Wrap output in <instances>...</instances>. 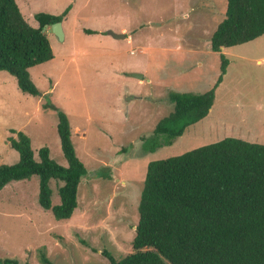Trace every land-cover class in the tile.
<instances>
[{
  "label": "rangeland",
  "instance_id": "obj_1",
  "mask_svg": "<svg viewBox=\"0 0 264 264\" xmlns=\"http://www.w3.org/2000/svg\"><path fill=\"white\" fill-rule=\"evenodd\" d=\"M26 20L61 15L65 38L49 27L54 59L29 70L40 91L24 93L17 78L0 72V166L20 159L12 130L32 142L36 160L47 147L67 168L58 134V111L67 114L72 140L88 174L79 206L58 220L39 202L40 179L13 181L0 191V259L19 264H110L133 252L139 203L150 162L239 138L264 144V35L246 44L211 49L226 17L227 0H16ZM94 31L93 34L85 30ZM125 34L115 39L109 32ZM229 61L210 114L171 146L146 152L144 138L174 109L172 91L202 94ZM144 75L142 80L132 77ZM51 181L52 204L61 203Z\"/></svg>",
  "mask_w": 264,
  "mask_h": 264
},
{
  "label": "trees",
  "instance_id": "obj_2",
  "mask_svg": "<svg viewBox=\"0 0 264 264\" xmlns=\"http://www.w3.org/2000/svg\"><path fill=\"white\" fill-rule=\"evenodd\" d=\"M71 8L61 15L38 13V27H33L16 0H0V72L15 76L24 93L40 94L29 70L54 59L43 28L63 22ZM263 35L264 0H227L226 17L211 36V49L221 52ZM221 60V75L210 90L169 94L174 109L144 138L146 152L171 146L210 114L229 66L225 55ZM58 118L68 167L55 162L47 147L39 150L40 160H36L29 136L12 130L16 137L9 141L20 159L0 166V191L13 181L38 176L40 205L58 220H70L88 171L77 155L67 114L58 111ZM156 161L147 167L133 252L117 260L104 250L102 255L110 264H264V144L228 137ZM53 180L63 183L58 189L61 203L56 206L52 204ZM42 262L50 264L45 254ZM0 264L19 263L6 258Z\"/></svg>",
  "mask_w": 264,
  "mask_h": 264
},
{
  "label": "water",
  "instance_id": "obj_3",
  "mask_svg": "<svg viewBox=\"0 0 264 264\" xmlns=\"http://www.w3.org/2000/svg\"><path fill=\"white\" fill-rule=\"evenodd\" d=\"M49 26H45L42 30L43 33H46L48 30ZM54 34L60 39V40H64L65 35H64V31H63V25L62 22L56 23L54 25L51 26ZM109 34L115 38V39H126V35L125 34H116L112 31L109 32ZM134 78L140 79L142 80L144 78L143 74L140 73H134L131 75Z\"/></svg>",
  "mask_w": 264,
  "mask_h": 264
},
{
  "label": "bare ground",
  "instance_id": "obj_4",
  "mask_svg": "<svg viewBox=\"0 0 264 264\" xmlns=\"http://www.w3.org/2000/svg\"><path fill=\"white\" fill-rule=\"evenodd\" d=\"M228 60V59H227ZM157 162V161H156Z\"/></svg>",
  "mask_w": 264,
  "mask_h": 264
}]
</instances>
